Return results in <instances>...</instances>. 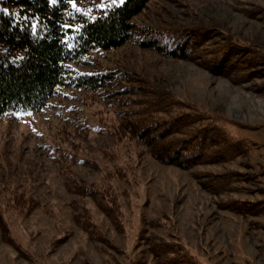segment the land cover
Listing matches in <instances>:
<instances>
[{
  "label": "rangeland",
  "instance_id": "obj_1",
  "mask_svg": "<svg viewBox=\"0 0 264 264\" xmlns=\"http://www.w3.org/2000/svg\"><path fill=\"white\" fill-rule=\"evenodd\" d=\"M133 22L199 34L194 59L130 41L74 65L127 79L58 87L40 112L0 117V264H157L152 245L173 241L196 264H264V0H151ZM215 62L229 72L214 74ZM158 92L174 103L152 116L194 107L240 140L239 154L188 169L152 157L122 122ZM90 184L98 196L77 194ZM73 211L87 212L101 239Z\"/></svg>",
  "mask_w": 264,
  "mask_h": 264
},
{
  "label": "trees",
  "instance_id": "obj_2",
  "mask_svg": "<svg viewBox=\"0 0 264 264\" xmlns=\"http://www.w3.org/2000/svg\"><path fill=\"white\" fill-rule=\"evenodd\" d=\"M98 1L75 0L78 7L91 9L89 15H94L95 19H90L89 15L77 12L68 0H56V3L51 0H0V117L7 113L40 112L58 87L97 90L111 79H127L128 75L123 72L104 66L96 71L79 72L74 65H84L88 59L116 50L130 41L168 58L194 59L192 52L198 46L199 34L184 30L139 29L133 22L151 0H124L122 4L103 10L93 7ZM33 22L37 25L35 30ZM219 50L213 59L224 58L226 49ZM219 55L222 56L219 58ZM209 68L220 76L228 71H217L216 62ZM138 92L139 88L132 89L133 94ZM157 94L156 99L148 97L143 102L145 106L130 112L134 119L122 122L127 132L144 145L152 157L163 164L188 169L239 154L240 140L231 138L233 135L226 137L225 129L208 114L201 121L197 120L202 114H197L194 107L165 118L152 116L154 112L164 113L174 100L169 94ZM194 119L199 121L195 128L191 124V121L195 123ZM188 125L192 130H186ZM215 136L224 141L218 150H215L216 142L210 144ZM208 149L210 153L205 155ZM93 187L90 184L87 192L77 194L94 198L98 194ZM86 214L73 211L74 220L79 221L77 225L89 239H101L99 224ZM152 247L155 257H160L157 264L197 263L188 249L177 241L158 242Z\"/></svg>",
  "mask_w": 264,
  "mask_h": 264
},
{
  "label": "snow or ice",
  "instance_id": "obj_3",
  "mask_svg": "<svg viewBox=\"0 0 264 264\" xmlns=\"http://www.w3.org/2000/svg\"><path fill=\"white\" fill-rule=\"evenodd\" d=\"M51 2L52 3H56V0H51ZM68 2L72 4L73 8H75V10L77 12H82L85 15H89L91 13V9L90 8L82 9V8L78 7L76 5V3H75V0H68ZM118 3L122 4V3H124V0H107V2H105V0H101V2L98 3V4L93 3V7L103 10V9H107V8L113 7L114 5H116ZM89 18L90 19H95V16L94 15H89ZM32 27H33V30H35V28L37 27L35 22H33ZM65 27H68V25H65ZM76 27L78 28L79 26L77 25ZM66 39H67V37H66ZM69 47H71V45H69Z\"/></svg>",
  "mask_w": 264,
  "mask_h": 264
}]
</instances>
